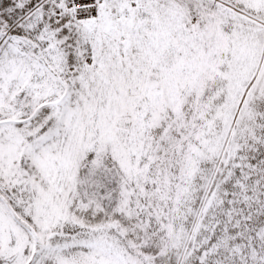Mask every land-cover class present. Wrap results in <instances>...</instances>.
<instances>
[{"label": "snow or ice", "instance_id": "6c2138e0", "mask_svg": "<svg viewBox=\"0 0 264 264\" xmlns=\"http://www.w3.org/2000/svg\"><path fill=\"white\" fill-rule=\"evenodd\" d=\"M0 264H264V0H0Z\"/></svg>", "mask_w": 264, "mask_h": 264}]
</instances>
